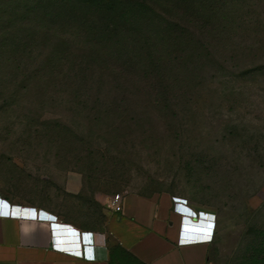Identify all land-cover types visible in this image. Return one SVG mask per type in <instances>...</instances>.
Instances as JSON below:
<instances>
[{
  "label": "rangeland",
  "instance_id": "374dc122",
  "mask_svg": "<svg viewBox=\"0 0 264 264\" xmlns=\"http://www.w3.org/2000/svg\"><path fill=\"white\" fill-rule=\"evenodd\" d=\"M215 1L201 29L173 9L174 45L156 46L162 94L126 76L142 62L108 64L79 44L50 72L49 45L28 40L18 57L0 22V198L96 226L116 193L167 194L210 221L217 264H264V0Z\"/></svg>",
  "mask_w": 264,
  "mask_h": 264
},
{
  "label": "crops",
  "instance_id": "0c3cea01",
  "mask_svg": "<svg viewBox=\"0 0 264 264\" xmlns=\"http://www.w3.org/2000/svg\"><path fill=\"white\" fill-rule=\"evenodd\" d=\"M33 206V207H32ZM96 226L81 225L45 207L0 198V264H217L211 257L212 225L174 206L167 194L122 196L121 209L106 201ZM51 220L59 227H50ZM92 232L96 256L87 259L57 245Z\"/></svg>",
  "mask_w": 264,
  "mask_h": 264
},
{
  "label": "trees",
  "instance_id": "16d2710c",
  "mask_svg": "<svg viewBox=\"0 0 264 264\" xmlns=\"http://www.w3.org/2000/svg\"><path fill=\"white\" fill-rule=\"evenodd\" d=\"M202 2L203 0H0V22H10L14 28V31L6 30L1 36L9 38L6 47L12 49V53L18 57L29 47L28 40L32 46L39 41L49 45L43 66L50 72L63 64L74 44H79L82 50L87 49L89 54L93 53L92 57L108 64L116 60H122L126 64L128 58H131L135 63L142 62V68L136 70L135 67L128 66L126 69L123 66L126 76L130 73L137 74L162 94L168 70L158 58L156 46L164 43L168 50L173 47L177 32L171 15L178 4L183 6L182 9L188 16L194 17L192 22H200L199 29L203 28L201 18L204 16L200 12ZM217 3L216 0L214 10L218 7ZM183 31L187 32V29L181 25L178 38L183 39ZM126 42L145 54V63L139 58L135 59L140 54L135 53L134 58L128 56ZM0 47L3 48L1 45ZM195 47L198 48L197 44L192 45L194 54ZM199 53L198 51L196 54ZM69 61L72 62L71 59Z\"/></svg>",
  "mask_w": 264,
  "mask_h": 264
},
{
  "label": "built area",
  "instance_id": "2783aa9c",
  "mask_svg": "<svg viewBox=\"0 0 264 264\" xmlns=\"http://www.w3.org/2000/svg\"><path fill=\"white\" fill-rule=\"evenodd\" d=\"M121 201L122 196L119 193H116L111 196L109 205L114 210H120L121 209ZM59 222H56L54 220H51L50 227L51 228H58ZM93 233H85L82 232V240L80 242H74V243H68L66 245L59 244L57 245V248L65 250L66 253H70L76 256H82L87 259H94L96 256V253L94 252V245L87 243V241H93Z\"/></svg>",
  "mask_w": 264,
  "mask_h": 264
}]
</instances>
